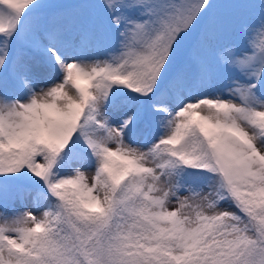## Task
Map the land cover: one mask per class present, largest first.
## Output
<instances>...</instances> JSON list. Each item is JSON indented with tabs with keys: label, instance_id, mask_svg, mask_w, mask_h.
<instances>
[{
	"label": "snow or ice",
	"instance_id": "6c2138e0",
	"mask_svg": "<svg viewBox=\"0 0 264 264\" xmlns=\"http://www.w3.org/2000/svg\"><path fill=\"white\" fill-rule=\"evenodd\" d=\"M0 264H264V0H0Z\"/></svg>",
	"mask_w": 264,
	"mask_h": 264
},
{
	"label": "rangeland",
	"instance_id": "374dc122",
	"mask_svg": "<svg viewBox=\"0 0 264 264\" xmlns=\"http://www.w3.org/2000/svg\"><path fill=\"white\" fill-rule=\"evenodd\" d=\"M89 174L91 175V169H89ZM29 207H31V204L29 203Z\"/></svg>",
	"mask_w": 264,
	"mask_h": 264
}]
</instances>
